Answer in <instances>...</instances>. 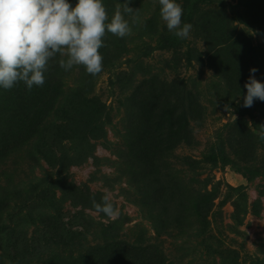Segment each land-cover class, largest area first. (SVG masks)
<instances>
[{
	"label": "rangeland",
	"instance_id": "1",
	"mask_svg": "<svg viewBox=\"0 0 264 264\" xmlns=\"http://www.w3.org/2000/svg\"><path fill=\"white\" fill-rule=\"evenodd\" d=\"M176 2L185 14L193 9L198 26L192 25L190 36L175 48L174 69L168 63L172 50L161 49L142 27L159 11L158 0H128L134 12L124 15L131 35L120 38L106 33V46L99 50L103 71L96 75L95 93L110 108L111 122L105 112L83 106L74 111L73 120L64 113L41 152L36 146L38 134L25 136L22 119L15 115L25 111L24 95L0 90V264H62L64 258L66 264L71 250L76 257L72 264H115L118 255L103 251L106 242L115 238L113 233L134 241L143 230L149 240L163 243L174 264H264V140L254 130L255 137H246L239 123L241 119L250 125L264 124V101L248 108L254 113L251 118L236 113L243 96L236 106L221 102L217 94L229 72L233 80L241 75L245 88L255 67V78L264 83V0ZM103 3L110 20L116 5L123 6L125 0ZM234 27L242 29L257 48L245 54V40L233 38ZM206 36L215 40L208 43ZM189 44L198 46L202 54L195 58L202 64L194 58L188 64L183 52ZM143 65L170 79L180 74L201 81L206 106L204 118L195 126V144L181 145L174 158L179 163L184 155L196 160L191 168L179 163L177 167L195 190L206 219L194 212L189 220L172 223L169 233L160 238L150 212L135 201L131 175L120 168L117 156L116 144L121 140L117 129L123 130L126 122L119 80L144 70ZM74 67L70 85L84 68ZM30 134L38 141L15 151ZM105 195L119 209L118 217L95 211L93 198L102 203Z\"/></svg>",
	"mask_w": 264,
	"mask_h": 264
},
{
	"label": "trees",
	"instance_id": "2",
	"mask_svg": "<svg viewBox=\"0 0 264 264\" xmlns=\"http://www.w3.org/2000/svg\"><path fill=\"white\" fill-rule=\"evenodd\" d=\"M69 2L75 5V0H69ZM182 23L198 26L194 21L193 9L187 14L183 12ZM142 27L146 35L161 49L172 50L173 56L168 63L170 69H174L178 64L176 61L177 63L172 66L176 60L174 50L182 39L168 31L160 17V9L151 17L146 18ZM200 28L203 27L200 26ZM234 28L236 31L233 33V38L245 40V54L257 48L242 29ZM195 36H197L196 33ZM203 39L208 43L215 40L208 36ZM197 53L202 54L196 44L190 45L183 52L188 56L186 59L188 64L191 65V58L201 63L195 58ZM105 55L107 56L108 52ZM60 59L61 57L57 54L52 66L45 73L43 86H33L29 91L26 85L18 87V84H15L13 88L7 90L9 94L19 92L24 95L25 111L15 112V115L22 119L25 136L29 132L38 134L40 142L36 146L41 152L44 151L42 149L53 133L50 131L56 127L57 118L64 113L68 119L73 120L74 111L83 106L87 108L86 110L105 112L109 121H112L110 108L106 103H102L101 97L95 93L96 76L88 74L85 68H82L75 85H70L68 80L75 67L66 72L59 66ZM139 66L141 67V64ZM144 68L138 72L133 71L129 76L119 80V103L124 108L126 122L123 124V130L117 129L121 138L116 144L117 156L120 168L131 175L135 189V201L150 212V217L156 226L157 238H160L169 233L172 223L181 224L192 218L194 212L206 219L205 213L199 211L195 190L180 175L183 173L182 169L177 167L179 162L174 160L177 148L181 145L193 146L195 144L193 135L195 126L204 118L206 106L202 101L201 81L180 74L170 79L161 72H154L151 65L144 66ZM242 79L244 78H241V75H236L233 80L232 74L228 73L224 86H220V91L217 93L221 102H230L239 106L238 98L244 97L247 91L242 87ZM257 101L260 100H254L253 106ZM248 108L244 107L242 102V107L236 113L253 118L254 113ZM24 113L26 115L22 116ZM239 123L242 125L243 134L248 138L259 134L260 126L264 125L255 122L250 125L241 119ZM34 134H30L26 141L18 143L15 151H19L18 148H22L27 143L30 147L34 145L35 141H38L35 140L37 137ZM31 140L34 141L31 142ZM195 162L196 160L191 156L184 155L180 157L179 164L191 168ZM171 217L174 219L171 220ZM113 236L115 238L112 242H106L103 251L106 252L109 249V252L118 255L115 258V264H174L168 257L163 243L149 240L144 230L137 235L134 241L124 238L120 233H113ZM141 253L145 255L141 259L135 256ZM74 255L75 250H71V261L66 264H72L76 258ZM65 259L62 264H65ZM92 264H95V261Z\"/></svg>",
	"mask_w": 264,
	"mask_h": 264
},
{
	"label": "clouds",
	"instance_id": "3",
	"mask_svg": "<svg viewBox=\"0 0 264 264\" xmlns=\"http://www.w3.org/2000/svg\"><path fill=\"white\" fill-rule=\"evenodd\" d=\"M158 2L168 31L187 39L193 26L182 23V5L176 0ZM133 12L128 0L123 6L116 5L110 20L103 0H77L74 6L69 0H0V88L8 90L18 82H24L29 91L43 86L49 61L57 54L61 57L59 66L66 72L83 66L92 76L100 74L103 56L99 50L106 46V33L120 38L131 35L124 14ZM257 71L250 69L244 85L246 108L252 107L254 100L264 101V83L255 78ZM259 139L264 140V125L260 126ZM92 204L97 213L108 218L120 214L108 195L102 197V203L93 198Z\"/></svg>",
	"mask_w": 264,
	"mask_h": 264
}]
</instances>
